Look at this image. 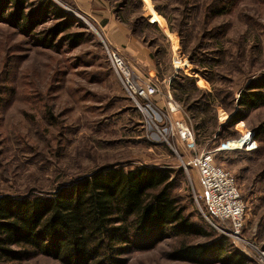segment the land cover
I'll list each match as a JSON object with an SVG mask.
<instances>
[{
  "label": "rangeland",
  "instance_id": "1",
  "mask_svg": "<svg viewBox=\"0 0 264 264\" xmlns=\"http://www.w3.org/2000/svg\"><path fill=\"white\" fill-rule=\"evenodd\" d=\"M53 1L77 19L71 31L83 35L81 42L59 38L48 49L0 22V196L53 193L111 165L166 169L180 208L213 237L168 239L126 255V264H192L176 251L219 236L245 264H264V140L253 152L218 151L264 123L262 107L229 124L240 93L264 74V0ZM107 44L164 95L168 80L180 77L193 79L198 90L187 82L190 98L173 114L164 95L134 101ZM196 99L205 103L203 115L188 110ZM204 120L208 130L200 126ZM176 121L192 126L195 150L181 140ZM203 151L214 152L241 189L247 218L240 240L214 228L197 197L204 188L190 162ZM29 264L61 263L40 256Z\"/></svg>",
  "mask_w": 264,
  "mask_h": 264
},
{
  "label": "trees",
  "instance_id": "2",
  "mask_svg": "<svg viewBox=\"0 0 264 264\" xmlns=\"http://www.w3.org/2000/svg\"><path fill=\"white\" fill-rule=\"evenodd\" d=\"M0 22L48 49H55L59 38L78 43L83 37L71 31L77 19L53 0H0ZM187 82L197 89L188 77L171 81L173 98L181 105L190 98ZM197 100L188 110L203 115L205 103ZM237 102L230 126L244 119L243 112L264 107V74L249 82ZM200 126L208 130L205 120ZM254 133L256 140H264V123ZM172 190V172L166 169L119 164L62 184L53 193L0 196V264H29L40 256L61 264H126V255L168 239L213 237L185 215ZM174 256L192 264H245L225 236L206 244L184 243Z\"/></svg>",
  "mask_w": 264,
  "mask_h": 264
},
{
  "label": "built area",
  "instance_id": "3",
  "mask_svg": "<svg viewBox=\"0 0 264 264\" xmlns=\"http://www.w3.org/2000/svg\"><path fill=\"white\" fill-rule=\"evenodd\" d=\"M107 51L113 68L134 101L150 102L164 95L157 82L143 78L112 45L107 44ZM167 83V94L164 96L170 113L182 112L180 103L174 100L170 91L171 81L168 80ZM174 125L181 140L195 150L196 138L192 126L178 121ZM231 143L234 145L231 146ZM257 148L258 143L254 132L247 130L241 134L240 139L229 142L227 146L219 148L218 151L253 152ZM215 156L214 152L203 151L190 162L191 165L196 166L204 188V193H199L197 197L207 205L211 215L210 223H213V227L226 236L240 240L246 225L247 204L235 177L215 162ZM213 220L217 221L216 224Z\"/></svg>",
  "mask_w": 264,
  "mask_h": 264
},
{
  "label": "bare ground",
  "instance_id": "4",
  "mask_svg": "<svg viewBox=\"0 0 264 264\" xmlns=\"http://www.w3.org/2000/svg\"><path fill=\"white\" fill-rule=\"evenodd\" d=\"M234 145V143L233 144H231V146H233Z\"/></svg>",
  "mask_w": 264,
  "mask_h": 264
}]
</instances>
